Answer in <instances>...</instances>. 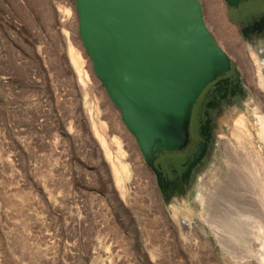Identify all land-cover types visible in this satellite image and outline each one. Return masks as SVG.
<instances>
[{
	"label": "rangeland",
	"instance_id": "obj_1",
	"mask_svg": "<svg viewBox=\"0 0 264 264\" xmlns=\"http://www.w3.org/2000/svg\"><path fill=\"white\" fill-rule=\"evenodd\" d=\"M201 2L217 40L232 57L239 55L242 94L232 92L255 134L258 118L242 95L259 103L264 41L253 52L231 51L208 17L210 4ZM215 5L227 20L224 0ZM77 26L74 0H0V264H259L252 225L260 221V208L253 188L242 194L238 173L220 182L228 178L223 146L213 141L210 155L192 165V177V166L184 173L182 189L155 177L126 127L123 134L111 130L113 103L88 66ZM232 32L240 41L235 26ZM70 47L80 53L90 80L84 97ZM88 103L98 131L110 143L117 136L125 150L122 160L131 173L123 194L88 118ZM183 204L190 216L178 209ZM222 224L227 247L211 226Z\"/></svg>",
	"mask_w": 264,
	"mask_h": 264
},
{
	"label": "water",
	"instance_id": "obj_2",
	"mask_svg": "<svg viewBox=\"0 0 264 264\" xmlns=\"http://www.w3.org/2000/svg\"><path fill=\"white\" fill-rule=\"evenodd\" d=\"M241 0H224L227 5ZM92 69L146 161L185 145L190 110L229 53L201 0H74ZM227 14V11H226ZM158 174V173H157Z\"/></svg>",
	"mask_w": 264,
	"mask_h": 264
},
{
	"label": "bare ground",
	"instance_id": "obj_3",
	"mask_svg": "<svg viewBox=\"0 0 264 264\" xmlns=\"http://www.w3.org/2000/svg\"><path fill=\"white\" fill-rule=\"evenodd\" d=\"M205 1L208 4H210V10H209L210 16L208 17L214 19V22L216 21L215 24L217 25V29L223 33L224 37L227 40V44H226L227 48H229L231 51L234 50L235 52L238 53L240 52V54H242L241 52L243 51L244 48H247L250 52H253V47H252L253 44L250 41V39L246 43L235 39L232 32L233 25L229 23L228 20L223 19L225 15L221 10V8L215 5V0H205ZM65 13L67 16H69L70 13L69 9H66ZM69 53L71 54L72 64L73 67L75 68V72L77 73L78 76L77 78L78 81L80 82L82 91L84 90V94L82 95L84 97L87 95L85 89L90 81L87 80L88 73L87 70L84 69L83 66L84 61L81 58L80 53L73 47L69 48ZM90 61H88L89 62L88 66L92 71L93 69H92V64H90L91 63ZM82 76H84L86 80H83ZM262 88L261 90L259 89L256 92L257 93L256 97L259 103H256L249 95H245L243 99L244 104L247 107L252 108L258 118V122H257L258 126L256 127L255 134L254 131L252 132V130L249 128L248 119L245 115L244 109L237 106L235 102L227 99L226 100L219 99L217 101L218 104L217 115H216L217 123L214 124L215 130L217 132L214 139V143L216 144V146H218V148L223 146L222 149L223 158L228 168V172H227L228 178L223 180L220 178V182L227 183L232 175L238 173L242 178H244V180L241 181L242 194H244V192H247L249 189L252 188L254 189L256 203H258L259 205L260 214H261L258 215L260 221H257L255 222V225H252L253 228L254 227L256 228V230H254V234H256V238L259 239L260 241L259 252L257 254V259L259 261V264H264V152H263L264 151V91H262L264 88L263 89ZM103 91L105 92V90ZM96 93L94 92V95H96ZM103 97H104L103 94L100 92L99 96L97 97L99 98V103L103 101ZM85 98H86L85 101L89 102L87 97ZM88 106H87L88 118H90V120L92 121L94 131L97 134L100 144L105 152L106 158L111 165V170L114 176L115 184L123 194L125 188V180L127 177H129L131 173L129 163L122 160V156L125 154V150L122 148L121 141L117 136H114L112 138L113 143L107 142L105 136L98 131V127H96L95 120H93L94 116L92 115V107L94 106V104L88 103ZM98 106L96 110L97 114L102 113L103 110L99 108L101 105L99 107ZM112 111L113 112H111V117H110L112 121L111 130L123 134V131H125L124 124L118 118V110L116 107H114V105L112 106ZM102 125H104V128L106 127L105 122H102ZM225 126L227 127V131H224L223 127ZM99 129L102 130L101 127ZM124 136L127 137L126 139L128 138L129 140L131 139L130 137H128V133L126 132L124 133ZM232 138L235 140L236 144H234V142L231 141ZM255 139H257L258 144L256 143ZM111 145H114V148H112ZM132 155L133 153L131 154V156ZM141 172H142V167H139L138 175H140ZM188 206L186 204H183L179 208L178 207L176 208L180 209V212H183L186 216H190L191 211ZM239 216H244V215L240 214ZM183 224L184 227L190 228V222H188L187 220H184ZM211 226L216 234L219 244H221L222 247H227L228 246L227 241L224 238V230H226V226H224L223 224L211 225ZM228 261L230 260L228 259ZM252 264H257V263H252Z\"/></svg>",
	"mask_w": 264,
	"mask_h": 264
},
{
	"label": "flooded vegetation",
	"instance_id": "obj_4",
	"mask_svg": "<svg viewBox=\"0 0 264 264\" xmlns=\"http://www.w3.org/2000/svg\"><path fill=\"white\" fill-rule=\"evenodd\" d=\"M226 11L227 20L242 36L240 41L246 43L250 39L253 47L264 41V0H241L237 4H228ZM229 56V68L209 81L192 105L185 145L176 149L164 148L153 154L152 161L158 173L153 172L155 177L159 176L164 182L175 181L178 189L184 188L182 177L194 162L202 163V159L210 155L215 134L214 124L217 121V101L227 99L240 107L238 98L232 91L242 94L238 87L239 78L243 79L244 74L240 68L239 55ZM244 95L246 94L242 98ZM199 152V158L196 159ZM144 164L146 165L145 160ZM194 169L192 166L188 179L192 177Z\"/></svg>",
	"mask_w": 264,
	"mask_h": 264
}]
</instances>
